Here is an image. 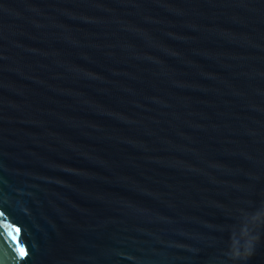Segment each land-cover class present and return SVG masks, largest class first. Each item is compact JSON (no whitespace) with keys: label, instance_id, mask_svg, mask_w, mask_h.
<instances>
[{"label":"water","instance_id":"95a60500","mask_svg":"<svg viewBox=\"0 0 264 264\" xmlns=\"http://www.w3.org/2000/svg\"><path fill=\"white\" fill-rule=\"evenodd\" d=\"M0 264H264V0H0Z\"/></svg>","mask_w":264,"mask_h":264},{"label":"snow or ice","instance_id":"6c2138e0","mask_svg":"<svg viewBox=\"0 0 264 264\" xmlns=\"http://www.w3.org/2000/svg\"><path fill=\"white\" fill-rule=\"evenodd\" d=\"M15 231H16L17 234H19L20 229H19V228H16ZM16 243H17V244H20L21 241L17 238ZM27 255H28V252H27L26 248L21 247V248L19 249V259H20V260H23Z\"/></svg>","mask_w":264,"mask_h":264}]
</instances>
